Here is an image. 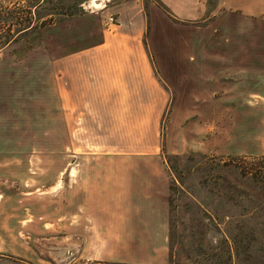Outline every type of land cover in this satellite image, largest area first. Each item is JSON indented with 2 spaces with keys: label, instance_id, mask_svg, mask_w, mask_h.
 I'll return each instance as SVG.
<instances>
[{
  "label": "rangeland",
  "instance_id": "obj_1",
  "mask_svg": "<svg viewBox=\"0 0 264 264\" xmlns=\"http://www.w3.org/2000/svg\"><path fill=\"white\" fill-rule=\"evenodd\" d=\"M91 1L0 0V199L11 202L0 211L11 205L19 231L0 239V264H138L140 256L124 247L118 255H80L73 247L83 240L69 237L67 207L53 200L66 199L67 168L75 160L62 112L52 109V60L82 49L100 28L110 3ZM256 24L252 42H203L189 52L235 58L220 65L235 78L221 75L218 110L177 112L175 135L182 126L185 133L191 127L190 139L196 128L214 130L218 148L172 153L164 142L171 112L162 120L169 264H264V18ZM52 34L61 41L71 34V42H51ZM179 43L171 42V55L188 54Z\"/></svg>",
  "mask_w": 264,
  "mask_h": 264
},
{
  "label": "crops",
  "instance_id": "obj_2",
  "mask_svg": "<svg viewBox=\"0 0 264 264\" xmlns=\"http://www.w3.org/2000/svg\"><path fill=\"white\" fill-rule=\"evenodd\" d=\"M108 2L85 46L52 60V109L62 112L75 160L67 168L66 199L58 194L53 200L67 207L69 237L83 240L73 247L80 255H118L124 247L140 256L138 264H169L170 175L162 120L170 111L164 140L170 152L218 148L214 130L196 128L190 139L191 127L185 133L182 126L175 135L177 112L218 110L222 77L235 78L220 65L235 58L189 52L201 50L203 42H252L264 0H218L213 6L211 0ZM70 36L61 41L52 34L51 42H71ZM171 42L188 54L171 55ZM229 83H222L225 91ZM2 199L0 207L9 201ZM10 206L0 211L3 240L19 232Z\"/></svg>",
  "mask_w": 264,
  "mask_h": 264
},
{
  "label": "bare ground",
  "instance_id": "obj_3",
  "mask_svg": "<svg viewBox=\"0 0 264 264\" xmlns=\"http://www.w3.org/2000/svg\"><path fill=\"white\" fill-rule=\"evenodd\" d=\"M102 0H92V5L94 7H99L100 5H102L103 3L101 2Z\"/></svg>",
  "mask_w": 264,
  "mask_h": 264
},
{
  "label": "trees",
  "instance_id": "obj_4",
  "mask_svg": "<svg viewBox=\"0 0 264 264\" xmlns=\"http://www.w3.org/2000/svg\"><path fill=\"white\" fill-rule=\"evenodd\" d=\"M28 29V28H27ZM11 41V39H8L6 42H10Z\"/></svg>",
  "mask_w": 264,
  "mask_h": 264
}]
</instances>
